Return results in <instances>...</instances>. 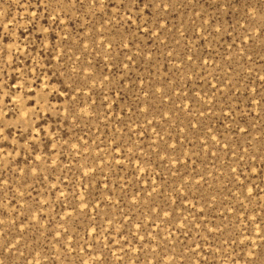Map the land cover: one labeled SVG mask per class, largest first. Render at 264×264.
Returning <instances> with one entry per match:
<instances>
[{
  "label": "rangeland",
  "instance_id": "rangeland-1",
  "mask_svg": "<svg viewBox=\"0 0 264 264\" xmlns=\"http://www.w3.org/2000/svg\"><path fill=\"white\" fill-rule=\"evenodd\" d=\"M0 264H264V0H0Z\"/></svg>",
  "mask_w": 264,
  "mask_h": 264
}]
</instances>
